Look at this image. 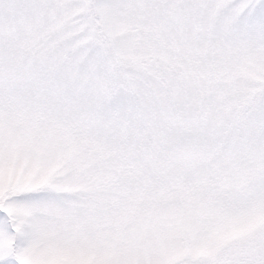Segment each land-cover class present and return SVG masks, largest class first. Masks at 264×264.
Returning <instances> with one entry per match:
<instances>
[{
    "label": "snow or ice",
    "instance_id": "obj_1",
    "mask_svg": "<svg viewBox=\"0 0 264 264\" xmlns=\"http://www.w3.org/2000/svg\"><path fill=\"white\" fill-rule=\"evenodd\" d=\"M0 264H264V0H0Z\"/></svg>",
    "mask_w": 264,
    "mask_h": 264
}]
</instances>
